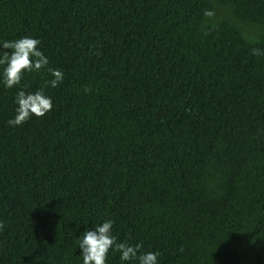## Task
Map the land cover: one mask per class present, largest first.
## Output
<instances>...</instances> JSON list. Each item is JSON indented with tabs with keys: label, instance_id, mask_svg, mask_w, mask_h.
I'll return each mask as SVG.
<instances>
[{
	"label": "trees",
	"instance_id": "obj_1",
	"mask_svg": "<svg viewBox=\"0 0 264 264\" xmlns=\"http://www.w3.org/2000/svg\"><path fill=\"white\" fill-rule=\"evenodd\" d=\"M26 35L63 80L25 74L53 109L19 127L0 85V264H82L106 219L159 264H264V0H0Z\"/></svg>",
	"mask_w": 264,
	"mask_h": 264
},
{
	"label": "clouds",
	"instance_id": "obj_2",
	"mask_svg": "<svg viewBox=\"0 0 264 264\" xmlns=\"http://www.w3.org/2000/svg\"><path fill=\"white\" fill-rule=\"evenodd\" d=\"M205 15H211L206 12ZM41 41L33 36H22L15 40H0V85L4 88H16L13 103L15 115L6 121L9 126L19 127L32 117H43L53 109L52 97L44 88L25 91L21 81L26 73L46 69L51 79L45 87L55 88L63 80V73L50 68L49 59L41 50ZM255 54V50H254ZM114 221L106 219L89 227L77 236L78 249L82 264H107L109 252H118L120 264H159L160 252L142 251V242L135 244L118 241L113 233Z\"/></svg>",
	"mask_w": 264,
	"mask_h": 264
}]
</instances>
